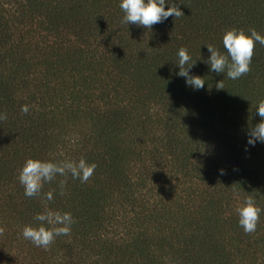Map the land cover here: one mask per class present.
Wrapping results in <instances>:
<instances>
[{"label": "trees", "instance_id": "16d2710c", "mask_svg": "<svg viewBox=\"0 0 264 264\" xmlns=\"http://www.w3.org/2000/svg\"><path fill=\"white\" fill-rule=\"evenodd\" d=\"M120 3L0 0V264H264V211L251 234L236 211L249 195L264 210V143L247 144L264 46L236 80L206 63L231 28L264 36V0H168L184 15L151 30L122 24ZM181 47L203 89L177 75ZM81 157L87 182L25 195L28 158ZM46 209L74 221L48 250L22 235Z\"/></svg>", "mask_w": 264, "mask_h": 264}, {"label": "clouds", "instance_id": "9594fccd", "mask_svg": "<svg viewBox=\"0 0 264 264\" xmlns=\"http://www.w3.org/2000/svg\"><path fill=\"white\" fill-rule=\"evenodd\" d=\"M166 5H170L166 9ZM124 12L122 24H135L138 27L152 29L158 23H163L169 17L175 20L184 15L176 3L169 4L168 0H121L119 5ZM256 43L264 46V36L254 28L247 31L243 28H231L223 35L222 44L225 52L220 51L216 46L208 44L210 53L207 64L210 71L216 74H226L228 79L236 80L247 75L251 71V64L255 54ZM178 76L186 78L188 86L196 90L204 88L205 80L199 75H191L190 70L196 65L192 62L188 49L181 47L178 51ZM217 90L225 89L224 80L216 83ZM258 115L261 118L258 124L251 126L248 130L247 144L255 146L259 141L264 143V99L258 103ZM21 111L25 114L29 111L28 105H23ZM7 115H0V120H6ZM95 163H88L85 158L79 160L65 159L59 162L53 160H41L28 158L20 170L18 179L24 187L27 197H34L41 193L45 183L52 182L57 174L66 176L69 173L74 179H80L85 183L93 175ZM223 174V170H221ZM65 181H61V194ZM47 200L53 199V193L46 194ZM239 216V225L246 234L254 233L257 229L262 210L256 203L253 196H247L236 209ZM34 219L39 223L35 226L26 225L22 235L30 240L36 247L48 250L55 238L60 235H68L71 225L74 223L71 213H60L46 209L38 213ZM4 228L0 227V235H3Z\"/></svg>", "mask_w": 264, "mask_h": 264}]
</instances>
